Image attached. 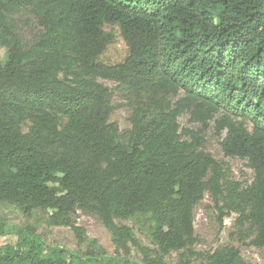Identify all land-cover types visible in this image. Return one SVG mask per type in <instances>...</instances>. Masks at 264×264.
Here are the masks:
<instances>
[{
	"label": "trees",
	"instance_id": "obj_1",
	"mask_svg": "<svg viewBox=\"0 0 264 264\" xmlns=\"http://www.w3.org/2000/svg\"><path fill=\"white\" fill-rule=\"evenodd\" d=\"M106 26L127 47L115 65L100 59L114 39ZM0 48V206L45 214L87 244L80 256L44 253L18 234L0 264H163L172 253L182 264H251L231 246L196 256L193 210L206 193L264 250V0H0ZM103 81L125 93L127 130L111 121ZM182 113L201 124L219 117L222 152L247 162L250 185L223 182L198 135L181 130ZM78 212L122 257L97 259ZM132 250L140 263L127 259Z\"/></svg>",
	"mask_w": 264,
	"mask_h": 264
},
{
	"label": "rangeland",
	"instance_id": "obj_2",
	"mask_svg": "<svg viewBox=\"0 0 264 264\" xmlns=\"http://www.w3.org/2000/svg\"><path fill=\"white\" fill-rule=\"evenodd\" d=\"M105 32L113 35V43L101 56V61L107 65L121 63L127 55V47L120 36V31L116 26H106ZM5 50L0 48V63L5 61ZM104 85L113 91L111 105L113 113L111 121L116 122L121 131L127 130L130 125L128 117L130 110L125 101V93L113 82L103 81ZM183 97L179 96L172 101L175 102ZM214 120L206 124L194 123L190 121L187 113H182L178 118L183 133L192 132L198 135L200 150L209 154L220 166L223 182L236 183L244 188L251 184L253 172L248 167L246 161L226 157L221 149L220 143L225 137V132H219ZM188 139V137H187ZM222 204L215 202L210 194L206 193L203 199L195 206L193 210V225L197 242L194 246L196 256L215 251L224 246L236 248L244 261L251 264H264V250L257 249L251 245L253 233L245 225H240L239 215L228 212L221 208ZM0 218L4 219L7 228V234L0 237V248L6 246L14 248L19 239V235L26 239L37 238L44 248V253L63 250L69 255H82L86 251L87 244L78 246L73 233L67 228L49 227L46 223L45 214L36 213L31 217H24L19 211L12 207L0 206ZM77 226L85 231L87 241H96L97 246L102 252V256L97 257L99 261L107 262L110 259L118 260L122 255L117 254L111 242V238L106 229L94 217L78 212L75 216ZM120 224L130 227L137 239L147 248H152L145 237V232L141 226L129 221L120 222ZM198 257V256H197ZM129 261L134 263L141 262V255L132 250ZM199 261L193 259L191 264H198ZM163 264H182L178 254L172 253L163 260Z\"/></svg>",
	"mask_w": 264,
	"mask_h": 264
}]
</instances>
